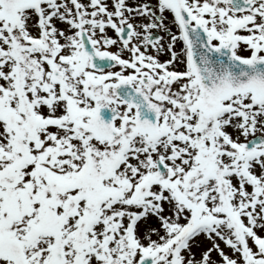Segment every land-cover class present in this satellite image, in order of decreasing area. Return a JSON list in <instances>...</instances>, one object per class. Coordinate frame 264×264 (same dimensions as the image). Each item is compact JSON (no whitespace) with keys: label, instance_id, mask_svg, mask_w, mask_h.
<instances>
[{"label":"snow or ice","instance_id":"snow-or-ice-1","mask_svg":"<svg viewBox=\"0 0 264 264\" xmlns=\"http://www.w3.org/2000/svg\"><path fill=\"white\" fill-rule=\"evenodd\" d=\"M0 264H264V0H0Z\"/></svg>","mask_w":264,"mask_h":264}]
</instances>
